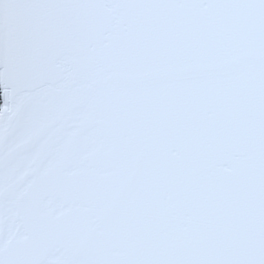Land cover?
<instances>
[{
	"label": "water",
	"instance_id": "95a60500",
	"mask_svg": "<svg viewBox=\"0 0 264 264\" xmlns=\"http://www.w3.org/2000/svg\"><path fill=\"white\" fill-rule=\"evenodd\" d=\"M0 264H264V0H0Z\"/></svg>",
	"mask_w": 264,
	"mask_h": 264
},
{
	"label": "built area",
	"instance_id": "2783aa9c",
	"mask_svg": "<svg viewBox=\"0 0 264 264\" xmlns=\"http://www.w3.org/2000/svg\"><path fill=\"white\" fill-rule=\"evenodd\" d=\"M2 92H3V90H2V87H1V83H0V93H1V95H2ZM1 107H2V105H1Z\"/></svg>",
	"mask_w": 264,
	"mask_h": 264
},
{
	"label": "trees",
	"instance_id": "16d2710c",
	"mask_svg": "<svg viewBox=\"0 0 264 264\" xmlns=\"http://www.w3.org/2000/svg\"><path fill=\"white\" fill-rule=\"evenodd\" d=\"M1 105H2V100H1V93H0V107H1Z\"/></svg>",
	"mask_w": 264,
	"mask_h": 264
},
{
	"label": "rangeland",
	"instance_id": "374dc122",
	"mask_svg": "<svg viewBox=\"0 0 264 264\" xmlns=\"http://www.w3.org/2000/svg\"><path fill=\"white\" fill-rule=\"evenodd\" d=\"M3 105H4V104L2 103V107H3Z\"/></svg>",
	"mask_w": 264,
	"mask_h": 264
}]
</instances>
